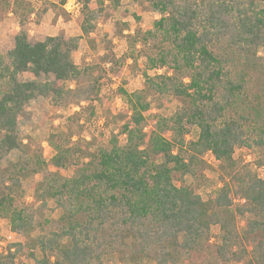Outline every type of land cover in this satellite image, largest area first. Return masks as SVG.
<instances>
[{
  "label": "trees",
  "instance_id": "trees-1",
  "mask_svg": "<svg viewBox=\"0 0 264 264\" xmlns=\"http://www.w3.org/2000/svg\"><path fill=\"white\" fill-rule=\"evenodd\" d=\"M66 1L61 0L60 6ZM93 1L78 0L79 26L86 38L94 33L103 14L102 8L91 9ZM110 1L117 9L124 0ZM136 1L160 16L152 30L136 34L130 42L132 46L153 43L146 55L147 67L157 73H145L140 90H120L130 112L129 122L120 132L126 137L125 145L114 135L111 148L101 150L88 171L59 183H48L46 178L42 188L63 211L62 227L42 238L29 239L27 246L8 245L0 252V264H17L25 251L35 264H105L111 254L118 255L120 264L190 261L209 250L202 242L213 226H219L223 236L212 249V260L204 264H264L263 179L233 173V184L240 185L233 192L225 184L214 201H204L192 186H178L175 180L176 175L182 183L187 175L195 177L203 154H211L233 170L237 148H264V115L251 121L237 115L244 103L249 64L264 48V0ZM10 5L15 12L25 10L24 28L33 10L25 9L20 0H8L6 11ZM80 42V37L59 35L32 43L22 30L15 37L14 48L6 56L0 55V81L8 85L0 95V163L22 149L18 118L24 108L50 94L55 100L63 99L75 92L63 85L79 83L91 71L73 61ZM165 70L168 73L159 74ZM23 74L35 80L20 81ZM164 95L178 99L182 107L170 118H159L146 133L150 97ZM194 127L199 129L198 139L188 142L186 137ZM68 149L66 144L56 146L57 167ZM153 157H162V163L157 164ZM44 166L36 152L8 186L0 181V217L10 221L16 235L25 237L34 223L29 210L16 204L21 178L43 173ZM232 194L244 203L234 208ZM247 214L253 218L243 236L237 216ZM248 236L258 239L255 260L245 259ZM36 249L41 259L35 257Z\"/></svg>",
  "mask_w": 264,
  "mask_h": 264
},
{
  "label": "rangeland",
  "instance_id": "rangeland-1",
  "mask_svg": "<svg viewBox=\"0 0 264 264\" xmlns=\"http://www.w3.org/2000/svg\"><path fill=\"white\" fill-rule=\"evenodd\" d=\"M7 1L0 0V55L6 56L14 48L15 37L22 30L29 34L32 43L59 35L66 38L80 37L79 48L72 58L78 67L91 71L79 83L67 82L63 85L65 90L75 92L66 94L61 100H55L53 94L38 97L19 115L18 132L23 146L0 163V181L8 186L20 167L36 152L42 156L45 166L43 173L21 178L22 189L16 196V204L27 208L33 216V226L22 237L11 231L8 219L0 217V252L11 244L22 243L27 246L29 239L42 238L62 227L63 211L42 188L46 178L48 183H59L61 179H70L83 170L88 171L89 166L96 163L99 152L111 148L110 140L114 135H118L120 144L125 145L126 137L120 136V132L122 126L129 122L130 112L120 90L128 93L140 90L145 81L144 74L153 76L157 73L148 71L147 67L146 55L150 53L153 43L149 42L145 46L139 42L132 46L131 37L152 30L154 22L160 19L158 14L146 10L136 0H124L117 9H114L110 0H94L91 9L102 8L103 14L96 23L94 33L86 38L79 26L81 7L79 13L68 14L64 8L67 1L60 6L61 0H20L25 9L33 10L22 28L21 20L26 17L25 10L15 12L13 5H10V10L6 11ZM257 57L249 64L244 103L239 105L237 114L250 121L264 115V48L259 49ZM166 73V70L159 72ZM19 80L25 82L35 78L23 74ZM40 80L44 81L45 77ZM53 80L50 78V81ZM7 89L8 85L0 81V95ZM150 101L151 108L144 123L146 133L154 128L159 118H170L182 107L178 99L168 95L153 96ZM237 115L233 114L239 118ZM166 136L169 137V134ZM198 136L199 129L194 127L186 140L195 142ZM62 144H66L69 149L65 160L57 167L56 146ZM233 159L234 167L231 170L232 167L219 162L211 154H203L197 164L196 176L187 175L182 183L180 176L176 175V184L192 186L204 201H214L225 184L233 192L240 185L239 182L233 184V173L241 174L242 177L252 174L264 180L263 147L237 148ZM153 160L157 164L163 161L162 157H153ZM232 198L234 208L244 203L234 194ZM252 218L251 214L237 216V225L243 236H246V225ZM222 236L221 228L213 226L209 237L202 242L209 250L194 255L190 261L180 259L171 264H204L207 259L212 260V249L221 243ZM245 245V259L255 260L258 255V239L248 236ZM34 254L37 259L42 258L38 249L34 250ZM17 264L35 262L25 251L18 256ZM105 264H120L118 255H109ZM144 264L154 263L145 260Z\"/></svg>",
  "mask_w": 264,
  "mask_h": 264
},
{
  "label": "built area",
  "instance_id": "built-area-1",
  "mask_svg": "<svg viewBox=\"0 0 264 264\" xmlns=\"http://www.w3.org/2000/svg\"><path fill=\"white\" fill-rule=\"evenodd\" d=\"M80 4L78 0H67L64 8L68 14H77L80 10Z\"/></svg>",
  "mask_w": 264,
  "mask_h": 264
}]
</instances>
